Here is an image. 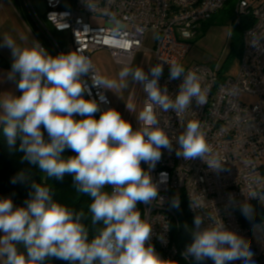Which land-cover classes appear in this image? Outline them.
<instances>
[{"label":"clouds","instance_id":"9594fccd","mask_svg":"<svg viewBox=\"0 0 264 264\" xmlns=\"http://www.w3.org/2000/svg\"><path fill=\"white\" fill-rule=\"evenodd\" d=\"M83 2L91 11L95 9V0ZM53 17L56 14H49L50 21ZM115 24L111 43L124 46L115 35L119 21ZM0 47L11 51L7 79L22 93L0 92V127L9 152L22 153L21 162L37 167L47 178L72 176L75 190L91 198L87 213L70 209L53 199L49 186L35 181L23 206H14L10 197L0 198V264H51L53 258L68 264H164L154 246L146 243L152 226L137 208L138 203L150 205L163 199L150 175L161 159V149L175 151L186 160L200 158L213 171L225 170L199 120H189L175 137L160 124L159 113L171 110L179 117L192 108L193 101L197 106L206 104L207 90L197 73L186 71L175 60L158 62L147 72L143 67L123 66L118 75L124 83L119 86L127 87L130 81L147 94L137 116L139 127L134 129L116 109L101 111L96 100L84 97L88 87L82 77L89 72L93 86L113 90L118 85L99 76L90 58L78 54L79 49L53 56L39 41L21 46L7 35ZM165 63L169 80L182 78L175 96L159 83ZM101 101L107 102L103 95ZM66 148L76 155L62 157ZM28 178L21 170L11 183ZM247 197L264 206V188H253ZM169 203L180 207L178 196ZM190 207L195 210L203 205L190 198ZM240 210L246 219L254 220L251 202L243 203ZM204 219L200 214L194 217L186 257L197 262L211 259L214 264L237 260L255 264L247 240L227 229L218 216H207L210 223L202 227ZM253 230L264 236V219L254 223Z\"/></svg>","mask_w":264,"mask_h":264},{"label":"built area","instance_id":"2783aa9c","mask_svg":"<svg viewBox=\"0 0 264 264\" xmlns=\"http://www.w3.org/2000/svg\"><path fill=\"white\" fill-rule=\"evenodd\" d=\"M22 1L45 38L40 42L34 36L35 41L49 52L48 46L54 56L79 49L78 54L88 56L100 76L92 60L96 51L105 49L118 65H130L150 29L157 33L155 64L173 60L181 63L191 48L190 40L198 38L203 24L223 11L230 0H95L93 11L83 0H44V16L38 14L32 0ZM235 5L236 25L243 23L244 18L252 21L242 36L238 73L220 79L219 74L204 64L189 66L186 71H195L202 88L207 90L206 104L197 106L193 101L192 108L179 117L171 110L159 113L161 127L170 137L178 136L189 120H199L207 143L213 154L224 162L225 169L213 171L200 158L186 160L177 157L175 151L161 149V159L150 175L163 199L150 205L138 203L137 208L152 226L150 240L146 243L154 246L164 264H214L211 259L197 262L184 255L188 244L180 246L174 233L187 224L181 219L185 215L183 202L187 203L192 227L197 214L205 217L202 227L210 223L207 216L213 219L218 216L227 229L250 243L255 264H264V236L254 232V223L243 225L238 213L243 203H257L247 197L253 188H264V0L255 4L237 0ZM49 14H56L57 18L50 21ZM92 16L102 17L105 24H92ZM115 21H119L116 38H122L124 46L111 43ZM58 24L62 28H58ZM54 30L58 34L67 33V38L60 41L54 36ZM164 70L168 71L166 63ZM91 75L89 72L82 77L88 87L84 97L96 100L101 111L113 108L107 89L93 86ZM159 83L175 96L182 78L169 80L168 74H164ZM101 95L107 102L101 101ZM144 95L146 99L147 94ZM243 97H252L254 101L247 103ZM99 115L97 112L95 118ZM176 147L173 141V148ZM141 166L148 169L143 162ZM174 196L180 199L178 209L169 203ZM190 198L199 200L203 207L192 209ZM261 207L264 211V206ZM232 264H242V261Z\"/></svg>","mask_w":264,"mask_h":264},{"label":"rangeland","instance_id":"374dc122","mask_svg":"<svg viewBox=\"0 0 264 264\" xmlns=\"http://www.w3.org/2000/svg\"><path fill=\"white\" fill-rule=\"evenodd\" d=\"M35 4L38 14L44 16L46 11V3L44 0H32ZM251 3H258L260 0H248ZM13 4V7L20 15V21H24L25 29L30 28L33 35L39 39V41H45V38L39 32L35 25L31 15L26 9L25 3L20 0H9ZM237 0H230L226 4V9L214 15L211 20L203 25L201 33L198 38L190 40L191 48L186 57L180 63L184 66L185 70L189 66L204 64L211 67L221 77H234L239 70V64L241 55L239 54L241 49V26L235 24V17L232 16L231 10L235 6ZM90 22L96 26L104 25V19L99 16H92ZM26 29L27 38H22V33L19 28L9 27L7 35L13 38L18 45L28 46L34 41L30 31ZM145 39L142 44V48L135 53L130 64L131 67H143L147 72L151 65L155 64V48L157 41V33L155 30L150 29L145 33ZM2 36V37H3ZM57 37L62 39L67 38V33L57 34ZM0 40V44H2ZM67 43V42H66ZM47 46V45H46ZM49 53L54 56L52 50L47 46ZM0 55L4 58L5 63H0V92H11L13 95H18V89L15 82L7 79V73L11 68L13 57L10 49L7 47H0ZM97 71L101 77L108 80L116 81L117 87L113 90H107L111 97L113 108L120 112L121 116L129 121L133 128L139 127V121L137 120L138 114L143 110L145 95L142 90V86L128 82L127 87H121L124 81L119 79V72L122 66L118 65L115 60L112 59L109 51L102 49L96 51L92 55ZM164 74H168V71L164 70ZM163 74V75H164ZM243 100L247 103L254 101V98L243 97ZM80 118V117H79ZM2 235V233H0Z\"/></svg>","mask_w":264,"mask_h":264},{"label":"trees","instance_id":"16d2710c","mask_svg":"<svg viewBox=\"0 0 264 264\" xmlns=\"http://www.w3.org/2000/svg\"><path fill=\"white\" fill-rule=\"evenodd\" d=\"M235 6L231 10V14L233 17H235ZM242 22L243 23H241L240 25H237V26H241L240 28L242 29L241 40L246 28H248V26L251 25L252 21L251 18L248 17V18H244ZM53 33L54 36L58 38L57 37L58 33L55 30L53 31ZM58 39L61 41L60 38ZM241 50H242V44L239 52V54L242 56ZM4 61H5L4 58L0 55V63H5ZM219 77L220 79H224L220 75ZM21 94L22 93L18 91L17 96ZM76 119H80V118L77 116ZM45 137L47 138L46 132H45ZM61 155L62 157L66 158L69 156H74L76 155V153L66 148ZM21 156L22 153L9 152L6 145V140L3 136L2 127H0V198L10 197L13 200L14 206L17 207L23 206L24 201L29 198V192L31 190L30 185L33 181H35L37 183H44L47 186H49L53 199L57 200L59 203L63 204L64 206L77 211L83 210L85 213L88 212V206L91 202L90 201L91 198L88 197L87 195L78 193L75 190V188L72 186L73 185L72 176L65 175L63 180H57L54 177L47 178L46 176H43V174L37 167L30 166L27 162L22 163L20 159ZM21 170L25 171L28 174L29 178L24 183H16V184L11 183L12 177H14ZM105 190H110V187L106 186ZM253 205L255 206V213H256L253 221H249L248 219H246L242 215L241 210H239L238 213H240V218L243 225L257 223V221H261L262 219H264V211L262 207L258 203ZM183 206H184L185 215L183 214L184 216L181 219L182 222L184 220L185 222H187V224H184V226L178 232L176 230L174 231V233L178 237L177 240L180 246H184V244H189L191 242L192 237H191L190 229L193 228L191 226L190 216L188 215L186 210L187 203L183 202ZM51 264H68V262L53 258Z\"/></svg>","mask_w":264,"mask_h":264},{"label":"crops","instance_id":"0c3cea01","mask_svg":"<svg viewBox=\"0 0 264 264\" xmlns=\"http://www.w3.org/2000/svg\"><path fill=\"white\" fill-rule=\"evenodd\" d=\"M22 2V0H20ZM33 2V1H32ZM24 3V2H23ZM34 3V2H33ZM35 5V4H34ZM26 6V5H25ZM36 8V7H35ZM27 9V8H26ZM18 12L13 7V4L9 2V0H0V40L3 42V35L4 33L8 32L9 27H12L14 29L19 28V30L22 33V38L25 40L27 38L26 29L24 26V21H20V15L17 14ZM33 36V32L30 28H28ZM35 41V39H34ZM2 260V258H0Z\"/></svg>","mask_w":264,"mask_h":264}]
</instances>
